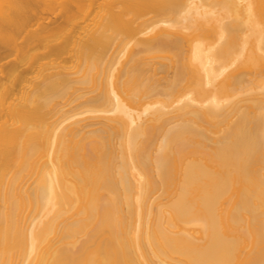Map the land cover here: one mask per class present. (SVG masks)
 Here are the masks:
<instances>
[{"label":"bare ground","instance_id":"obj_1","mask_svg":"<svg viewBox=\"0 0 264 264\" xmlns=\"http://www.w3.org/2000/svg\"><path fill=\"white\" fill-rule=\"evenodd\" d=\"M0 264H264V0H0Z\"/></svg>","mask_w":264,"mask_h":264}]
</instances>
